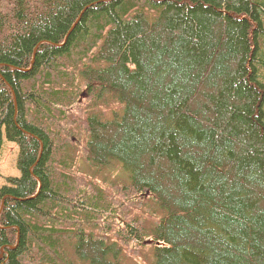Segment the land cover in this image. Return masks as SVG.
Instances as JSON below:
<instances>
[{
    "label": "trees",
    "instance_id": "trees-1",
    "mask_svg": "<svg viewBox=\"0 0 264 264\" xmlns=\"http://www.w3.org/2000/svg\"><path fill=\"white\" fill-rule=\"evenodd\" d=\"M4 138L0 264H264V0H0Z\"/></svg>",
    "mask_w": 264,
    "mask_h": 264
},
{
    "label": "rangeland",
    "instance_id": "rangeland-1",
    "mask_svg": "<svg viewBox=\"0 0 264 264\" xmlns=\"http://www.w3.org/2000/svg\"><path fill=\"white\" fill-rule=\"evenodd\" d=\"M18 153H19V147L13 143L8 141L6 138H4L3 146L0 148V187L3 186L9 177L19 176L20 173L18 171ZM156 206H153L152 209V216H147L146 212L148 211V208L144 205H135L133 208V211L129 212V206L122 210L121 215H125L129 213V219L133 220L134 218L138 219V221L141 222H151L155 220V213H156ZM134 223H137L135 221ZM114 233H119L118 230L113 231ZM145 244H150L151 241H145ZM122 244V243H121ZM144 244V245H145ZM124 245V244H123ZM126 248H128V253L132 250L133 253L138 256L139 249L137 247L133 246H127L124 245ZM133 248V249H132Z\"/></svg>",
    "mask_w": 264,
    "mask_h": 264
},
{
    "label": "water",
    "instance_id": "water-1",
    "mask_svg": "<svg viewBox=\"0 0 264 264\" xmlns=\"http://www.w3.org/2000/svg\"><path fill=\"white\" fill-rule=\"evenodd\" d=\"M148 194V193H147Z\"/></svg>",
    "mask_w": 264,
    "mask_h": 264
}]
</instances>
